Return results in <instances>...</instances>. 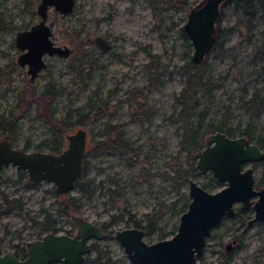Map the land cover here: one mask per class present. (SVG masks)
<instances>
[{"label": "rangeland", "instance_id": "374dc122", "mask_svg": "<svg viewBox=\"0 0 264 264\" xmlns=\"http://www.w3.org/2000/svg\"><path fill=\"white\" fill-rule=\"evenodd\" d=\"M38 1L0 0V115L12 125V144L49 150L44 104L55 119L78 107L87 110V102L99 97H108L109 107L100 118L91 115L84 126L87 148L78 179L88 190L74 186L59 194L51 181H27L26 171L12 163L0 168V247L15 250L39 238L45 215L53 219L48 230L73 233L70 214L76 213L102 225L103 237L89 241L116 264H127L126 252L114 236L116 228L136 222L145 227L147 242L170 237L184 210L181 204L189 200V177L209 191L224 184L211 171L190 165L192 158L180 142L182 122L175 117L174 96L184 82L179 65L192 51L182 23L199 0L181 6L166 0H75L72 11L63 14L50 8L46 19L51 39L73 51L65 56L44 54V68L31 79L26 65L16 61L21 49L14 37L38 20ZM96 33L110 40L108 50L94 44ZM216 33L221 49L209 51L204 59L212 86L207 94L198 92L196 109L203 115L192 113L191 120L199 118L202 128L221 122L229 136L244 135L256 142L264 137V108L258 106L264 101V57L259 52L264 12L255 6L252 15L244 13L227 0ZM151 62L158 71L145 68ZM47 82L57 88L53 98L42 94ZM104 120L124 124V133L137 146L134 153L95 149L94 142L105 136ZM204 131L203 140L210 132ZM4 133L0 129V137ZM258 145L263 149L264 140ZM244 165H251L255 179L264 183V159ZM234 208L237 213L223 217L207 237L198 258L202 264L214 262L220 252L229 256L225 264H264V219L248 223L252 208L240 209L237 202ZM148 214L157 219L153 228H146ZM233 239L226 251L225 243ZM87 255L94 257V249ZM104 258L81 264H104Z\"/></svg>", "mask_w": 264, "mask_h": 264}, {"label": "water", "instance_id": "95a60500", "mask_svg": "<svg viewBox=\"0 0 264 264\" xmlns=\"http://www.w3.org/2000/svg\"><path fill=\"white\" fill-rule=\"evenodd\" d=\"M226 0H199L187 11L182 28L192 45L191 60L200 62L212 51L217 37V19L221 5ZM75 0H39L36 5L38 20L29 27L17 30L14 41L21 53L16 58L20 66L33 79L44 68V54L67 55L73 50L51 39L52 29L47 23L50 8L59 14L71 12ZM94 44L108 50L110 40L96 33ZM64 146L59 152L42 149H23L14 146L9 134L0 137V168L12 163L26 171L27 181L39 179L51 181L57 193L74 187L82 172V162L87 148V129L79 126L63 135ZM204 144L195 153L197 168L211 171L216 180L224 183L217 190H207L193 177L188 179L186 208L180 212L176 230L170 237L155 241L143 239L141 226L116 228L115 238L126 252L127 264H202L198 257L203 253L207 237L213 226L223 217L232 216L234 203L242 208L253 209L249 222L264 218V186H254V171L251 165L264 157L256 142L244 135L229 136L222 130L208 132ZM256 195L255 200L252 198ZM71 223L76 226L73 234L45 231L40 238L25 243L26 255L18 259L10 251L0 254V264H81L91 250L90 238H102L104 232L95 221L72 213ZM264 248V243L262 244ZM230 241L225 248L229 249ZM210 264H222L215 260Z\"/></svg>", "mask_w": 264, "mask_h": 264}, {"label": "trees", "instance_id": "16d2710c", "mask_svg": "<svg viewBox=\"0 0 264 264\" xmlns=\"http://www.w3.org/2000/svg\"><path fill=\"white\" fill-rule=\"evenodd\" d=\"M168 3L179 5L187 4L186 0H166ZM227 1V0H226ZM225 2V1H224ZM232 2L243 10L244 13H248L252 15V11L255 6H258L264 12V0H232ZM223 5V4H222ZM248 9L252 10L250 13ZM183 29V28H182ZM183 34L185 32L183 31ZM187 36V34H185ZM215 46L213 51H219L221 46L217 42V37L215 40ZM187 45L190 50V42H187ZM263 46L260 48V55L264 57V40ZM187 58L184 60L182 64L179 65L180 71L183 74L184 82L180 87L178 93L175 94L174 99L177 102V111L175 113V117L182 122V129H181V146L185 149L187 155L191 157L190 165L193 166L195 164L194 156L196 151L202 147L204 144L203 142V134L204 130L215 131V130H224L223 125L221 122L217 124L208 123L204 128L201 124L199 118L202 117L203 112L196 109V104L198 102V92L201 91L203 93L210 92L212 81L209 76L206 75V62L204 59L200 62H193L191 60V56L186 54ZM158 71V65H154L153 62L147 63L145 68L152 69ZM77 71V70H76ZM78 72V71H77ZM157 82L159 79L156 78ZM57 88L51 83L47 82L44 91L42 94H47L49 98H53L56 95ZM254 97L250 98L252 100ZM35 99H38L35 97ZM108 97L106 98H96V101H89L87 102V110H84L82 107L75 108L73 112H68L65 117L55 119L52 114L51 110L48 105H43L44 111L43 115L45 117V121L48 122L51 132V138L47 140L49 150L53 152H59L62 149L63 142L65 137L63 135L68 131L72 130L73 128H77L79 126H86L89 117L92 115L93 118H100L105 112L107 111V107H109ZM39 100V99H38ZM249 100V102H250ZM259 108H264V101L263 99L260 100L258 104ZM197 113L200 116L197 119V122H193L191 120L192 113ZM102 132L105 136L99 138L94 142L95 149L102 151H116L119 154L125 153H134L137 149L132 141L126 136L124 133V124L116 123V122H109L108 120L103 121ZM0 129L2 133L5 131L9 134L12 133L13 128L10 122L4 115H0ZM226 134H229L228 131H224ZM247 130L245 134H247ZM256 143H260L264 140L263 138L258 137ZM45 142V141H44ZM85 165V161L82 162V168ZM187 171V170H186ZM188 175L191 174L189 171L186 172ZM177 174V173H176ZM178 176V175H176ZM74 186H76L81 191L88 190L86 187L83 186V182L81 183L80 180H76ZM204 186V185H203ZM188 199H186L183 204H181L182 210L186 208ZM53 219L49 217V215H45L43 220L39 222L41 224L42 230H48L49 226L52 224ZM157 221L155 214H148V224L146 228H153V225ZM135 225L137 223L135 222ZM143 227V226H141ZM145 228V227H143ZM91 249H94L95 256L90 257L88 255L85 256V259L89 262H97L101 258H104L106 255L105 250H102L97 243L91 244ZM104 264H116L114 260H112L109 256L104 258Z\"/></svg>", "mask_w": 264, "mask_h": 264}, {"label": "flooded vegetation", "instance_id": "af4514ba", "mask_svg": "<svg viewBox=\"0 0 264 264\" xmlns=\"http://www.w3.org/2000/svg\"><path fill=\"white\" fill-rule=\"evenodd\" d=\"M32 24V23H31ZM30 24V25H31ZM29 25V26H30ZM29 26H26V27H29ZM26 27H22V28H26ZM24 149V148H23ZM261 159H264V157L263 158H261ZM260 160V159H259ZM253 164V163H252ZM254 186L256 187V188H258L259 186H264V183H262V182H259V181H257L256 179H255V176H254ZM255 197H256V195H254V197L252 198V200H255ZM247 208H252L251 206H249V207H247ZM240 209H244V208H242L241 206H240ZM246 209V208H245ZM253 210V209H252ZM234 211H235V208H234ZM235 213H237L236 211H235ZM234 214V213H233ZM253 214V213H252ZM254 215V214H253ZM253 216H251L250 218H248V223H251V222H249V220L252 218ZM262 219H264V218H262ZM256 220H261V219H256ZM255 220V221H256ZM252 222H254V221H252ZM99 226L101 227V229H102V225H100L99 224ZM134 226H140V225H134ZM53 228V227H52ZM143 228V227H142ZM213 228H214V226H213ZM49 229H51V227L49 228ZM213 230V229H212ZM45 231H51V230H44V232ZM52 231H54V230H52ZM55 232H57V231H55ZM74 232V231H73ZM67 233H69V231L67 232ZM69 234H73V233H69ZM41 237V236H40ZM39 237V238H40ZM32 239H35V238H32ZM233 242H235V239H233V240H231L230 241V246H231V243H233ZM264 243V242H263ZM226 244V243H225ZM25 246V245H24ZM262 246V245H261ZM17 248L15 249V250H11V249H9V250H4V249H1V247H0V254L1 253H4V252H6V251H10L15 257H17L18 259H23V258H25V255H26V246L25 247H21L20 246V248H18V246H16ZM224 248H225V245H224ZM262 248H263V246H262ZM17 249H18V251H17ZM229 249H230V247H229ZM229 249H226L225 248V250L226 251H228ZM263 250H264V248H263ZM87 255V254H86ZM200 257V256H199ZM198 257V258H199ZM227 258H229V256L228 255H224L223 253H219V255H218V257L216 258V260H221L222 261V264H225L226 262H228L227 260ZM85 260V259H84ZM198 260V259H197ZM215 261V260H214ZM200 262V261H199ZM54 264H56V263H54Z\"/></svg>", "mask_w": 264, "mask_h": 264}]
</instances>
